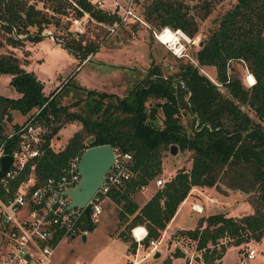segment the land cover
<instances>
[{"label": "trees", "instance_id": "trees-1", "mask_svg": "<svg viewBox=\"0 0 264 264\" xmlns=\"http://www.w3.org/2000/svg\"><path fill=\"white\" fill-rule=\"evenodd\" d=\"M36 1L40 0H0V33L4 35L0 37V48L5 43L21 46L20 36L35 42L49 25L63 27L62 17H68L70 10L74 19L87 14L108 26L118 19L116 13L100 8L92 0H45L41 8ZM212 3L203 1L202 18L210 13ZM145 15L147 21H156L158 30L178 29L192 38L198 29V14L189 13V6L182 0H152ZM64 28L68 29L67 25ZM52 36L81 62L99 48L79 32L69 31L64 40L61 34ZM196 60L197 65L183 63L169 75L150 68L124 97L85 90L83 109L71 111L72 106L58 101L63 87L45 95L43 83L33 72L26 71L13 53L0 52V75L10 74L9 84L20 93L17 98L0 95V137L5 131L3 120H12L13 111L44 123L47 131L43 150L35 165L40 178L56 174L70 157L90 146L110 144L129 152L131 176L113 187L107 199L120 208L118 216L123 222L129 221V229L145 226V246L160 236L193 188L222 185L224 191L251 195V214H211L200 218L194 229L180 230L196 242L205 263L215 264L226 250L219 243L221 238H229L230 245H240L264 237V0H237L221 14L197 50ZM233 60L245 63L255 79L252 85L245 87L238 77L228 74V63ZM198 66H213L216 82L202 74ZM244 106L252 110L253 116ZM183 112L191 117L189 130L181 119ZM72 122H79L81 128L61 149L53 150L52 137ZM171 145L190 154V167L179 169L139 206L132 194L161 173L163 151H170ZM84 227L92 231L95 223L85 221ZM135 248L136 242H132L129 250ZM164 262L172 264L170 258Z\"/></svg>", "mask_w": 264, "mask_h": 264}, {"label": "rangeland", "instance_id": "rangeland-1", "mask_svg": "<svg viewBox=\"0 0 264 264\" xmlns=\"http://www.w3.org/2000/svg\"><path fill=\"white\" fill-rule=\"evenodd\" d=\"M42 1L45 0L36 1L40 8ZM98 1L100 0H92L101 8L96 3ZM151 1L133 0L135 12L143 18L144 24L138 22L129 27L120 26L112 33L108 30V25L90 19L87 14L77 18L78 21L75 22L74 12L70 10L68 17H62L63 27L56 28L49 25L42 33V37L35 42L20 36L23 39L21 46L14 47L5 43L0 48V52L13 53L26 71L33 72L43 83L45 95L63 87L58 95L59 103L72 106L71 111H80L83 109L86 97L85 90L114 93L124 97L150 68H158L163 75H169L175 73L183 63L197 65L196 52L202 41L208 37L218 17L237 2V0H212L210 13L202 18L204 0H182L189 6V13L198 14L196 15L198 27L196 35L190 38L183 32L187 37L177 35L179 39L176 43L163 44L155 37V33H159L165 27L158 30L159 25L156 21L146 19L145 8ZM103 2L107 4L114 2V5L117 3L125 7L129 0H104ZM118 9L122 12L121 8ZM113 10L107 9L111 13ZM66 25L68 29L64 28ZM169 29L173 32L178 30ZM69 31L79 32L83 39L96 42L99 46L98 51L86 58L89 60L85 59L81 62L72 51L48 35L49 32L61 34L64 40ZM0 37L3 38L4 35L0 33ZM179 43H184L185 46L182 56L175 55L173 50L181 48ZM198 68L202 74L216 82V71L213 66H198ZM227 72L230 76L238 77L245 87L252 85L255 81L242 61H230ZM10 78V74L0 75V95L17 98L20 93L9 84ZM220 88L225 95L228 94L225 88ZM79 98L80 103L72 105ZM243 109L253 116L250 108L244 106ZM158 117L161 122V112L158 113ZM26 118V115L13 111L12 120H3L4 129L8 130L13 124H20ZM181 119L189 130L190 115L183 112ZM80 128L79 122L65 124L50 140L51 148L55 151L61 149ZM163 154L161 173L148 185L132 194V198L139 206H142L158 188L155 185L157 179L161 178L166 182L179 169L190 167L191 158L188 152H180L177 149L173 155L170 151L164 150ZM222 188V185H219L218 187H199L190 191L187 196L189 199L186 198L187 201L179 205L172 221L157 238L160 242L156 250L160 252L159 257H154V253L147 255L149 246H145L143 242L139 249L129 250V245L135 242L132 231L128 228L129 221L123 222L118 216L120 208L106 199L102 203V213L95 222V228L88 231L85 238L75 236L61 240L49 264L76 262L79 264H130L134 258L139 261V264H165L166 258H170L172 264H183L188 261L189 256H194L197 260V255H200L202 251L196 249V242L182 234L180 230L194 229L200 218L211 214L225 213L227 216L240 217L254 212L249 202L251 195L238 191H224ZM193 202L201 206V212L195 210ZM219 243L224 244L226 250L221 260L216 261L215 264H236L248 248L256 251V258L250 264H264V237L260 241L249 239L240 245H230L232 241L229 238H221ZM1 247L2 234H0Z\"/></svg>", "mask_w": 264, "mask_h": 264}, {"label": "built area", "instance_id": "built-area-1", "mask_svg": "<svg viewBox=\"0 0 264 264\" xmlns=\"http://www.w3.org/2000/svg\"><path fill=\"white\" fill-rule=\"evenodd\" d=\"M96 3L101 6L100 1ZM117 8H121L122 12ZM112 13L118 15V19L108 26L112 33L120 26L145 23L136 14L133 0H129L125 7L115 3ZM165 30L166 27L155 33V37L163 44L168 43L162 40ZM48 35L55 39L51 32ZM179 46L180 49H173L174 54L182 56L184 43H179ZM46 131L44 123L35 121L33 117L24 119L17 127L13 124L0 137V169L4 156L12 158L7 171L0 178V264H49L61 240L86 236L88 229L84 227L85 221L95 223L102 213V203L107 199L109 191L122 185L131 176L128 167L132 160L131 154L113 148L115 161L87 203V218L84 208L69 205L70 198L66 194L80 180L78 164L82 153L70 157L56 174L40 178L35 172ZM155 183L161 187L165 180L159 178ZM137 228L143 231L136 233ZM131 231L137 243L135 249H139L147 236V230L144 226L136 225ZM158 243L157 239L149 241L147 255L156 252ZM197 257L196 260L194 256H189L183 264H208L203 261L201 254ZM255 258V249L248 248L236 264H250ZM130 264H139V261L134 258Z\"/></svg>", "mask_w": 264, "mask_h": 264}, {"label": "water", "instance_id": "water-1", "mask_svg": "<svg viewBox=\"0 0 264 264\" xmlns=\"http://www.w3.org/2000/svg\"><path fill=\"white\" fill-rule=\"evenodd\" d=\"M177 149L176 145H171L170 153L174 155ZM11 161V156H4L2 158L0 178L7 171ZM114 161V149L110 144L87 147L80 156L78 164L80 180L75 187L68 189L66 194L70 198L69 205L84 208L87 218H89V206L87 203L99 189L104 181L105 174L111 168ZM159 256L160 252L156 251L154 257Z\"/></svg>", "mask_w": 264, "mask_h": 264}, {"label": "bare ground", "instance_id": "bare-ground-1", "mask_svg": "<svg viewBox=\"0 0 264 264\" xmlns=\"http://www.w3.org/2000/svg\"><path fill=\"white\" fill-rule=\"evenodd\" d=\"M180 36H182V37H187L183 32H181V30H177V31H175V32H173V31H171V30H169L168 28H167V30H165L164 31V34L162 35V40H163V42H170V43H176L177 41H178V39H179V37ZM177 36V37H176ZM253 77H251V80H253L252 79ZM136 233H138L139 231H143V229L142 228H137L136 230Z\"/></svg>", "mask_w": 264, "mask_h": 264}, {"label": "crops", "instance_id": "crops-1", "mask_svg": "<svg viewBox=\"0 0 264 264\" xmlns=\"http://www.w3.org/2000/svg\"><path fill=\"white\" fill-rule=\"evenodd\" d=\"M102 3H101V8H103V9H105V10H113V7H114V2L113 3H110V4H107V3H104L103 1L104 0H100ZM105 7V8H104ZM110 8V9H109ZM43 90H44V88H43ZM199 188V187H198ZM193 189H197V188H193ZM192 189V190H193ZM191 190V191H192ZM187 198V197H186ZM189 198H187V200H188ZM186 199L184 200V201H187ZM183 201V202H184ZM194 203V202H193ZM194 208H195V210H197V212H201L202 211V209H201V206L200 205H198L197 203H194ZM180 207V206H179ZM178 210V209H177ZM172 221V220H171Z\"/></svg>", "mask_w": 264, "mask_h": 264}]
</instances>
